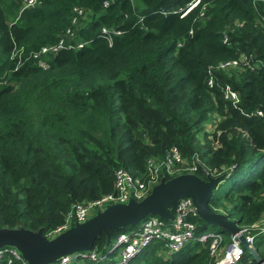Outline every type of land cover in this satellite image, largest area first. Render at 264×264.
Listing matches in <instances>:
<instances>
[{"label": "trees", "instance_id": "16d2710c", "mask_svg": "<svg viewBox=\"0 0 264 264\" xmlns=\"http://www.w3.org/2000/svg\"><path fill=\"white\" fill-rule=\"evenodd\" d=\"M25 1L0 0V227L46 234L73 205L113 191L117 168L143 177L147 159L172 147L226 174V187L209 199L214 211L236 214L242 225L260 218L264 32L257 18L264 0H203L201 18L200 6L183 17L175 12L191 0ZM74 16L85 45L50 55L42 68L33 53L56 43ZM102 26L121 30L110 45ZM240 55L258 66L216 69ZM226 86L239 96L235 105ZM196 174L206 179L202 169ZM196 223L198 236L206 223ZM126 229H109L107 247L101 233L90 250L105 258L82 262L113 264ZM209 242L192 239L168 253L154 240L127 264H208ZM259 244L264 234L255 237ZM241 264H255L247 250Z\"/></svg>", "mask_w": 264, "mask_h": 264}, {"label": "built area", "instance_id": "2783aa9c", "mask_svg": "<svg viewBox=\"0 0 264 264\" xmlns=\"http://www.w3.org/2000/svg\"><path fill=\"white\" fill-rule=\"evenodd\" d=\"M109 2L110 1H105L104 6H107ZM35 3L36 0H26L25 6H32ZM198 6H200L198 18H201L204 16L207 6V3L203 2V0H191L185 7L179 8L175 12H179V16L183 17L191 9ZM74 10H77L78 14L83 13L81 9L75 8ZM162 13L166 14L168 12L162 10ZM257 23L264 32V17L261 16L257 18ZM71 24L73 27H68L61 34L56 43L44 45L37 52L33 53V57L37 58L39 66L47 68L49 56L63 49H79L85 45L86 42L78 37L75 29L79 24L77 16L71 19ZM101 32L106 35L107 42L110 45L112 37L114 35H119L121 30L115 27L102 26ZM226 39L227 37L225 36L224 41H226ZM239 64H241L242 67L246 66L249 68L258 66V63L252 64L246 55H240L236 60L219 63L216 69L228 71L238 67ZM211 82L210 80L209 84H211ZM224 96L226 99L231 100L234 105L239 101L237 92L229 86L224 88ZM256 113L263 116V112L260 110L256 111ZM199 169H202L205 175L217 176L222 174L221 171L210 169L206 166L199 158L198 154L188 159L184 157L176 147H172L163 158L154 156L149 157L146 162V173L143 177L135 176L124 168H117L114 172L113 191L97 199L73 205L71 210L66 214L64 222L45 235L46 237H52L67 229L76 221H85L92 216L97 209H102L107 203L126 202L130 197L140 200L150 192L152 186L157 184L162 177L166 179V176H173L179 173L196 174ZM220 212L224 213L222 210ZM173 214L174 220L172 221L161 219L157 215H148L140 222L138 229L121 232L114 246V248L118 250L119 259L114 261L113 264H127L143 247L154 240L163 242L166 252L171 253L181 249L192 239H196L203 243L210 240L208 245V264H241L244 250L247 249L242 245L239 236L243 235L248 245L256 251L254 245L255 237L264 234V213L258 220L250 225L238 224L239 230L233 235L229 234V240L225 245H223L224 239L221 232L204 231L200 235L195 236V229L197 226L196 218L198 216L190 197H185L177 201L173 207ZM5 253L10 255L8 264H13V261L26 264L17 250L8 247L1 248L0 258ZM86 258L96 260L105 257L98 256L95 250H89L63 256L54 264H70L74 261H79L81 264Z\"/></svg>", "mask_w": 264, "mask_h": 264}, {"label": "water", "instance_id": "95a60500", "mask_svg": "<svg viewBox=\"0 0 264 264\" xmlns=\"http://www.w3.org/2000/svg\"><path fill=\"white\" fill-rule=\"evenodd\" d=\"M226 177L225 173L207 175L206 179L195 173H179L168 179L162 177L142 199L130 197L126 202L107 203L85 221H76L52 237H46L42 227L32 230L23 226H3L0 227V249L17 250L26 264H54L63 256L89 251L101 233L106 235L107 247L111 241L109 229L134 230L132 227L148 215L174 220V204L185 197L191 198L197 216L206 224L217 227L221 233L233 235L239 230V221L214 211L209 205L211 195ZM239 239L253 261L264 264V259L248 245L244 236L240 235Z\"/></svg>", "mask_w": 264, "mask_h": 264}, {"label": "rangeland", "instance_id": "374dc122", "mask_svg": "<svg viewBox=\"0 0 264 264\" xmlns=\"http://www.w3.org/2000/svg\"><path fill=\"white\" fill-rule=\"evenodd\" d=\"M207 128L210 129V131H211L212 126L210 124H208ZM225 187H226V179L221 182V184L219 185L218 189L223 190ZM223 204H225V203L223 202ZM229 206L230 205L227 203L226 204L227 209H229L228 208ZM231 219L232 220H237V215L236 214L231 215ZM205 227H206V231H209V232H220L218 230V228L215 227V226H212V225H209V224H205ZM127 231H128V229H127ZM221 234H222L223 239H224L223 245H225L227 243V241L229 240V234L225 233V232H223ZM111 259L114 260V261H117L119 259L118 258V250L116 251V253L114 255H112ZM70 264H80V262L79 261H74V262H71Z\"/></svg>", "mask_w": 264, "mask_h": 264}, {"label": "crops", "instance_id": "0c3cea01", "mask_svg": "<svg viewBox=\"0 0 264 264\" xmlns=\"http://www.w3.org/2000/svg\"><path fill=\"white\" fill-rule=\"evenodd\" d=\"M255 249H256L258 255H259L261 258L264 259V246H263L262 244H261V245L259 244V245L255 246ZM81 264H84V263L81 262Z\"/></svg>", "mask_w": 264, "mask_h": 264}]
</instances>
